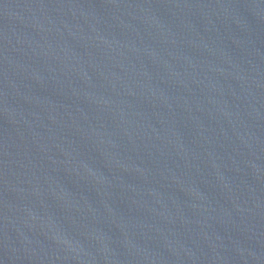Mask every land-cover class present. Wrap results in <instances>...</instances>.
Here are the masks:
<instances>
[{"label": "water", "instance_id": "water-1", "mask_svg": "<svg viewBox=\"0 0 264 264\" xmlns=\"http://www.w3.org/2000/svg\"><path fill=\"white\" fill-rule=\"evenodd\" d=\"M0 264H264V0H0Z\"/></svg>", "mask_w": 264, "mask_h": 264}]
</instances>
